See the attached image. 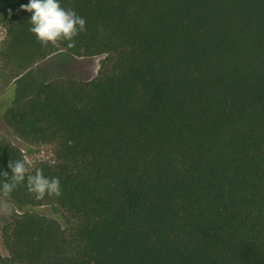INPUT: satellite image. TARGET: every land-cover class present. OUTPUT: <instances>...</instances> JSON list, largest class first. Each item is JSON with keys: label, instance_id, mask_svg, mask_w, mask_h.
<instances>
[{"label": "trees", "instance_id": "trees-1", "mask_svg": "<svg viewBox=\"0 0 264 264\" xmlns=\"http://www.w3.org/2000/svg\"><path fill=\"white\" fill-rule=\"evenodd\" d=\"M27 3L0 0L8 78L59 49L104 58L5 110L53 148L27 166L62 195L0 192V264H264V0H60L86 21L72 48L42 47ZM18 159L0 138V171Z\"/></svg>", "mask_w": 264, "mask_h": 264}, {"label": "rangeland", "instance_id": "rangeland-1", "mask_svg": "<svg viewBox=\"0 0 264 264\" xmlns=\"http://www.w3.org/2000/svg\"><path fill=\"white\" fill-rule=\"evenodd\" d=\"M5 30L0 26V46ZM104 56L75 57L63 49H59L45 59L30 66L26 71L14 79L8 78L7 71L0 68V138L23 154L28 165L33 167L39 162H53V148L49 145L27 144L19 139L3 121L5 110L14 102L30 97L35 89L53 79H72L86 81L97 74ZM14 211L13 204L7 199L0 198V255L7 252L1 239V226Z\"/></svg>", "mask_w": 264, "mask_h": 264}, {"label": "clouds", "instance_id": "clouds-1", "mask_svg": "<svg viewBox=\"0 0 264 264\" xmlns=\"http://www.w3.org/2000/svg\"><path fill=\"white\" fill-rule=\"evenodd\" d=\"M21 10L31 13L30 32L42 46L56 45L61 41L68 42L67 46H75V37L85 32L86 21L74 9L64 8L60 0H28L20 6ZM11 171H0V192L8 197L16 187L27 180L28 191L35 194L37 200L45 196L59 197L62 195L60 180L57 177H46L43 169L36 168L34 174L30 172L27 161L18 159L9 161L7 165Z\"/></svg>", "mask_w": 264, "mask_h": 264}]
</instances>
